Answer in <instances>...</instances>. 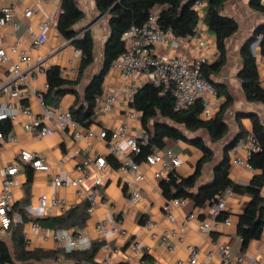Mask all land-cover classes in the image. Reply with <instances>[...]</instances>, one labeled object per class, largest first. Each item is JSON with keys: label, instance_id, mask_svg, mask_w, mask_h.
<instances>
[{"label": "crops", "instance_id": "0c3cea01", "mask_svg": "<svg viewBox=\"0 0 264 264\" xmlns=\"http://www.w3.org/2000/svg\"><path fill=\"white\" fill-rule=\"evenodd\" d=\"M61 2L62 0H0V9L6 3L13 4L16 18L21 23L19 29H14L9 23L0 26V42L8 45L19 39L28 48L30 38L26 33V24L38 25L41 20L48 17L50 12L61 9ZM77 2L84 12V18L76 28L90 30L95 43V61L82 73L76 87L80 98H82L93 76L102 69L105 44L110 34V17L108 13L103 14L98 10L96 0H77ZM30 6L35 7L36 13L31 18H27L24 12ZM223 13L235 17L239 22L238 31L227 39L228 60L219 75L215 77L216 81L222 83L233 96V102L225 112L228 131L222 139L213 141L206 129L189 131L181 126V129L190 138H203L214 151L213 158L202 165L198 186L214 178L216 168L222 164L226 145L235 140L241 130L245 133L240 139L252 135L253 123L248 115L250 112L257 113L264 123V103L248 100L239 78L242 69L241 49L256 27L264 25V13L254 10L249 4V0H227ZM47 34V42L40 50L32 51V53L35 56L39 53L47 56L48 67L51 65L60 66L63 77L78 79L81 59H77L74 55L75 46L63 38L57 25L49 26ZM256 48L254 53L260 76H262L264 74V55L261 54L257 45ZM199 49L208 61H212L216 57L215 36L203 22L198 24L197 33L189 41L185 43L174 41L159 46V51L162 54L179 52L189 59H193L199 53ZM16 60L17 58L13 56L12 61L16 62ZM3 69L4 67L0 66V70ZM110 70L105 74L103 89H110L116 93L117 100L110 111L96 112V121L89 127H81L83 134H90L89 138H78L72 127H61L54 121L48 122V125L53 128V132L39 137L24 128L23 124L29 118L21 115L17 120H11L12 131L17 139L15 141L0 140V194L4 170L13 161L20 160L22 150L29 149L45 154L50 162L48 171L36 170L30 164L21 162V170L16 174L14 210L22 216V219L23 217L27 218L26 221L17 222L22 225L21 233L25 248L57 251L60 261L65 264H74V260L60 252L64 250L60 249L57 240L52 236L55 230L64 228L70 233L82 232L90 238L92 243L100 245L95 256L96 264H179L180 260L183 261V264H191L185 243L173 240L174 249L169 250L165 243L151 238V233L145 223L150 219L157 222L159 232L166 228H178L188 214L196 211L198 217L189 220L186 239L200 248L202 257L209 250L217 251L220 243L229 242L233 264H240V258L247 254L259 255L264 264V233L261 238L251 240L245 248L242 247V239L238 234L239 215L251 199L248 194L235 193L222 210L221 216L228 214L231 216V225L205 234L200 231L199 222L203 218L213 217L210 205L201 208L195 206L192 200L186 199L182 206L174 210L176 220L171 222L167 218L162 209L167 200L161 187V182L165 178L156 176V172L162 168L161 163L156 165L141 163V168L145 172V180L141 184L142 198L139 202L131 200L130 186L126 181L125 174L119 168H114L109 161V166L105 170L100 171L97 168L94 164L95 159L100 156L107 158L109 155L106 140L99 135L101 130H111L121 123L127 124L131 134L146 130L142 124V113L137 119H131L127 115L128 104L125 92L129 83L126 82L120 71ZM46 81L47 75H44L39 78L36 85L39 89L47 91L44 88ZM223 99L224 97L220 96L221 103ZM75 100L76 95L69 92L61 98L59 105L70 109ZM25 102L32 107L35 114L40 113L41 109L36 96L32 95ZM218 111L219 109L216 113ZM154 125L155 121L151 120L150 130H153ZM155 149L163 153L171 149L183 158L184 162L176 169L181 177L191 175L203 156L199 148L180 139H166L163 148L155 147ZM232 149L229 150V155ZM236 154L248 160L249 153L246 148L238 149ZM165 158L168 159V156L165 155ZM79 165L87 168V176L81 185L80 194L78 188L70 184L71 178L82 174L78 170ZM255 172L254 169L229 162L228 174L236 183L249 184ZM29 173H31V180L28 179ZM57 175L66 181L64 185L57 186L55 184L54 178ZM98 177H102L103 182L95 184ZM128 177L132 179L131 175ZM92 193L95 196L93 201L90 200ZM262 193L264 194V188ZM43 194L64 199L66 206L40 208L39 199ZM86 200H89L90 205L93 204V210L87 213V219L83 225L57 228L48 219L62 216L69 209L81 205ZM40 219L46 220V222L37 221ZM102 221L107 222L106 229L98 228ZM34 225L36 227L33 228ZM26 233L29 234V239L25 238ZM3 238L14 254L18 245L13 229L11 228ZM134 240H139L143 246V252L140 254L135 253L131 247ZM144 254H148L150 259H143ZM209 264L224 263L220 255L216 253Z\"/></svg>", "mask_w": 264, "mask_h": 264}, {"label": "built area", "instance_id": "2783aa9c", "mask_svg": "<svg viewBox=\"0 0 264 264\" xmlns=\"http://www.w3.org/2000/svg\"><path fill=\"white\" fill-rule=\"evenodd\" d=\"M40 1V0H39ZM205 1L197 0L194 8L198 11L200 17L205 13ZM62 9H57L41 20L38 25L33 23L26 24V33L30 38V46L26 48L22 41L16 39L8 45L0 42V122L5 119L17 120L21 115L29 119L24 122V128L44 137L53 132V128L48 122L54 121L61 127H72L75 136L78 138H89L90 134H83L82 125L77 121L69 108L63 106H51L45 101L46 91L39 89L36 83L39 78L47 75V56L37 54L32 51H38L48 40L47 28L51 25L56 26ZM36 13L34 6L25 9V16L31 18ZM160 9L154 8L148 15L146 21L141 24H132L122 35L124 41V51L121 56L113 61L110 69L120 71L129 87L125 92L128 106V117L137 119L141 111L136 110L130 104L134 100L138 88L146 82H151L160 86L162 93L170 91L174 98V107L176 110L187 109L196 102L202 105L203 116L211 118L221 105L220 96L217 89L211 81L203 76L202 65L207 60L201 50L193 58L189 59L182 53L162 54L159 46L167 45L170 42L185 43L192 39L193 36H176L172 29L163 28L159 23ZM11 24L14 29H19L21 23L17 20L13 4L6 3L0 9V26ZM1 40V36H0ZM74 55L81 59L82 50L74 49ZM13 56L17 58L16 62L12 61ZM260 81L264 84V74L260 76ZM48 90V80L44 84ZM32 95L36 96L40 106V113L35 114L32 107L25 102ZM117 94L110 89H103L95 97L96 112L110 111L117 100ZM102 139L106 140L109 154L115 155L120 161L119 170L126 176V181L131 189L130 198L133 202H139L142 198L141 184L145 180V172L141 168V163L146 162L150 165L162 164V168L156 172L157 177L168 179L170 173L177 169L184 160L175 154L171 149L166 152L154 150L147 154L144 160L138 161V155L141 152L140 142H147L150 133L143 130L141 133L131 134L126 123H121L111 130L103 129L99 133ZM15 141L17 136L11 130L4 133L0 130V140ZM240 148H246L249 156L252 151L259 148V145L253 135L239 139L231 150L229 162L243 165L253 169L249 160H245L236 154ZM168 156V159L165 158ZM249 159V157H248ZM21 162L30 164L34 169L48 171L50 162L45 154L24 149L20 153V160L13 161L5 170L2 178V190L0 194V238H3L11 229L14 223L22 222V216L14 210V186L16 174L21 170ZM87 164V163H86ZM97 168L105 170L108 166L107 158L100 156L94 161ZM78 170L82 173L78 177L71 178L70 184L78 188L81 193V185L87 176L86 166L79 165ZM131 175L132 179L128 176ZM54 182L57 186L66 183L59 175L55 176ZM103 182L102 177H98L95 184ZM235 195V191L228 187L218 195L217 202L211 206L212 218H203L199 222V229L202 233L209 234L223 226L231 225L232 219L228 214L221 216L222 210L228 203L230 197ZM94 194H90V200L93 201ZM186 199L173 198L167 199L162 209L167 218L173 222L176 220L174 210L182 206ZM40 208L47 206L65 207L64 199L55 196L43 194L39 199ZM93 210L91 204L87 211ZM198 217V212L194 211L184 218L178 228H166L159 232V224L153 220H147L145 226L151 233L153 240H160L168 246L169 250L174 249L173 240L185 243L189 252L191 264H209V261L217 254L220 255L224 264H233L231 244L223 242L218 245L217 251L209 250L202 257V251L198 246L190 243L186 239V229L191 219ZM36 225L33 226V228ZM98 228L106 229L107 222L102 221ZM117 230V228H116ZM58 242L60 249L71 252L74 250H85L91 247L92 241L82 232L70 233L67 229H57L52 234ZM29 239V234H25ZM133 251L137 254L143 252V246L139 240H134L131 244ZM240 264H263L259 255H245L240 258ZM179 264H183L180 260Z\"/></svg>", "mask_w": 264, "mask_h": 264}, {"label": "trees", "instance_id": "16d2710c", "mask_svg": "<svg viewBox=\"0 0 264 264\" xmlns=\"http://www.w3.org/2000/svg\"><path fill=\"white\" fill-rule=\"evenodd\" d=\"M196 1L96 0L98 10L101 13L108 12L109 14L110 34L105 44L102 69L93 76L80 98L76 87L82 73L95 61V43L90 30L76 28L84 18V12L77 0H62V12L57 22V28L63 38L72 41L76 48L82 50L80 75L75 80L66 78L63 77L60 66H49L47 68L49 88L45 93V101L51 106H58L65 94L74 93L76 100L70 107L72 115L82 126L89 127L96 121L95 97L103 90L104 77L111 64L123 53L122 35L132 24H143L149 13L157 7L160 9V25L163 28L172 29L176 36H194L197 33L198 24L203 22L215 36L217 54L212 61L206 60L203 63L202 71L203 76L213 83L219 96L224 97L219 111L213 117L206 118L203 116L200 102H196L187 109L176 110L170 91L162 93L160 86L146 82L138 88L134 100L130 104L136 110L141 111L143 127L150 133L147 142H140L141 152L137 158L138 161H142L155 147L163 148L166 139H180L199 148L203 156L195 171L188 177H181L176 170L172 171L169 178L161 182L163 194L167 199H190L195 203V206L201 208L214 205L218 200V195L228 187L232 188L235 193L248 194L251 199L239 215L238 225V234L242 239V247L245 248L251 240L261 238L264 233V194L262 193L264 188V123L257 113L250 112L248 114L253 123L251 133L259 145L257 150L251 152L248 159L256 171L249 184L236 183L228 174V152L244 136L245 132L241 130L236 139L226 145L222 164L216 168L214 178L198 186L202 165L213 158L214 151L203 138H190L181 129V126L189 131L206 129L213 141L222 139L227 133L228 123L225 119V112L232 104L233 96L222 83L216 81L215 77L219 75L228 60L227 39L238 31L239 22L235 17L223 13L227 0H203L205 1V13L202 17L194 8ZM249 4L254 10L264 13V0H249ZM257 40V46L261 54L264 55V25L256 27L241 49L242 69L239 78L248 100L264 103V84L260 81L257 58L252 49V44ZM151 120L155 121L153 130L149 128ZM12 127L10 119L0 122V130L4 133L10 132ZM107 159L114 168H119L120 161L115 155L109 154ZM28 179L31 180V173H29ZM89 205V200H86L81 205L69 209L62 216L48 219L57 228L83 225L87 219ZM26 220L27 218L23 217V221ZM37 221L46 222L43 219ZM21 226L17 223L11 226L18 245L14 254L6 240L0 238V264H65L59 260L57 251L25 248ZM99 247L100 245L92 243L91 247L85 250L60 252L74 260V264H96L95 256ZM143 259L149 260L150 256L144 254Z\"/></svg>", "mask_w": 264, "mask_h": 264}, {"label": "water", "instance_id": "95a60500", "mask_svg": "<svg viewBox=\"0 0 264 264\" xmlns=\"http://www.w3.org/2000/svg\"><path fill=\"white\" fill-rule=\"evenodd\" d=\"M106 13H108V12H105V13H103V14H106ZM260 37H261V36H260ZM260 37H259V38H260ZM70 43L72 44V41H70ZM257 43H258V40L255 41V42L252 44V49H253V51L255 50V47H256Z\"/></svg>", "mask_w": 264, "mask_h": 264}, {"label": "rangeland", "instance_id": "374dc122", "mask_svg": "<svg viewBox=\"0 0 264 264\" xmlns=\"http://www.w3.org/2000/svg\"><path fill=\"white\" fill-rule=\"evenodd\" d=\"M255 50H257V48H256V47H255ZM110 71H111V70L109 69V70H108V72H110ZM108 72H107V73H108Z\"/></svg>", "mask_w": 264, "mask_h": 264}]
</instances>
